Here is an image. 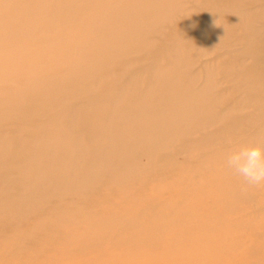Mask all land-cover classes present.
Here are the masks:
<instances>
[{
	"label": "bare ground",
	"instance_id": "obj_1",
	"mask_svg": "<svg viewBox=\"0 0 264 264\" xmlns=\"http://www.w3.org/2000/svg\"><path fill=\"white\" fill-rule=\"evenodd\" d=\"M253 143L264 0H0V264H264Z\"/></svg>",
	"mask_w": 264,
	"mask_h": 264
},
{
	"label": "clouds",
	"instance_id": "obj_2",
	"mask_svg": "<svg viewBox=\"0 0 264 264\" xmlns=\"http://www.w3.org/2000/svg\"><path fill=\"white\" fill-rule=\"evenodd\" d=\"M227 142L232 141L229 139ZM226 163L247 186L259 187L264 184V144L239 146L228 154Z\"/></svg>",
	"mask_w": 264,
	"mask_h": 264
},
{
	"label": "rangeland",
	"instance_id": "obj_3",
	"mask_svg": "<svg viewBox=\"0 0 264 264\" xmlns=\"http://www.w3.org/2000/svg\"><path fill=\"white\" fill-rule=\"evenodd\" d=\"M155 187H163L162 189V194L166 195V196H171L175 193V189L171 188V187H165L163 186L158 180L157 178L149 181L143 189V193H147L149 196L154 195V188ZM53 250H58L57 246H53L52 248ZM54 254L57 253H52L48 256L49 259L51 260H56L57 264H75L74 259H69L64 257L62 254H57L56 256H54Z\"/></svg>",
	"mask_w": 264,
	"mask_h": 264
}]
</instances>
